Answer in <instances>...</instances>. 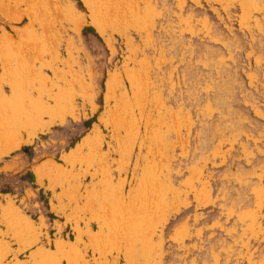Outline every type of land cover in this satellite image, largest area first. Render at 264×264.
Segmentation results:
<instances>
[{
	"label": "rangeland",
	"instance_id": "obj_1",
	"mask_svg": "<svg viewBox=\"0 0 264 264\" xmlns=\"http://www.w3.org/2000/svg\"><path fill=\"white\" fill-rule=\"evenodd\" d=\"M0 264H264V0H0Z\"/></svg>",
	"mask_w": 264,
	"mask_h": 264
},
{
	"label": "bare ground",
	"instance_id": "obj_2",
	"mask_svg": "<svg viewBox=\"0 0 264 264\" xmlns=\"http://www.w3.org/2000/svg\"><path fill=\"white\" fill-rule=\"evenodd\" d=\"M109 1H110V0H109ZM133 2H134V1H133ZM110 3H111V2H110ZM107 4H108V3H107ZM115 6H116V5H115ZM111 10H112V9H111ZM114 10H115V9H114ZM108 11H109V10H108ZM108 11H107V12H108ZM109 13H110V12H109ZM109 13H108V14H109ZM114 13H115V12H114ZM108 16H109V15H108ZM124 16H125V15H124ZM54 18H55V17H54ZM96 18H97V17H96ZM98 18H99V17H98ZM98 18H97V20H98V22H100ZM121 29H122V28H121ZM42 31H43V30H42ZM119 126H120V125H119ZM170 145H171V144H170ZM171 146H172V145H171ZM126 211H127V210H126ZM103 212H104V211H103ZM136 225H137V226H136L137 228H136V227H132V228H134V229L136 228V229L138 230V223H136ZM134 229H133V230H134ZM133 230H132V231H133ZM132 231H131V232H132ZM136 233H137V232H136ZM136 233H134V234H136ZM132 234H133V233H132ZM131 236H135V235H131ZM136 237H137V235H136ZM132 238L134 239V237H132ZM130 240H131V239H130ZM133 241H134V240H133ZM133 241H132V242H133ZM130 252H131V251H130ZM132 253H133V250H132ZM128 254H129V253H128ZM129 255H130V254H129ZM130 257H131V255H130Z\"/></svg>",
	"mask_w": 264,
	"mask_h": 264
}]
</instances>
